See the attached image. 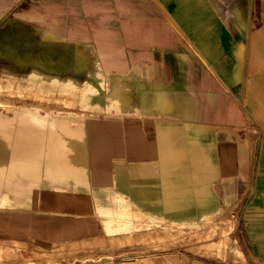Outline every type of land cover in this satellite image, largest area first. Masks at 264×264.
I'll return each mask as SVG.
<instances>
[{
  "label": "crops",
  "instance_id": "crops-1",
  "mask_svg": "<svg viewBox=\"0 0 264 264\" xmlns=\"http://www.w3.org/2000/svg\"><path fill=\"white\" fill-rule=\"evenodd\" d=\"M67 70L98 81L103 110L44 134L22 122L42 143L21 150L0 127L1 245L89 264H264V0H0V78ZM20 151L55 155L23 195L9 189ZM224 212L243 260L170 248L176 224Z\"/></svg>",
  "mask_w": 264,
  "mask_h": 264
},
{
  "label": "rangeland",
  "instance_id": "rangeland-1",
  "mask_svg": "<svg viewBox=\"0 0 264 264\" xmlns=\"http://www.w3.org/2000/svg\"><path fill=\"white\" fill-rule=\"evenodd\" d=\"M76 55L83 57L82 53ZM58 74L60 78L57 79L43 77V75L42 78L22 75L16 79L15 85L6 77L0 78V117L11 120L17 118L29 127H36L37 122H43L44 126H41L43 129L40 130L44 134L49 130L56 132L62 123L70 128L78 126L83 122L81 117L89 109L96 112L103 110L102 90L99 89L98 81H96V91L94 92V90L89 91L86 88V73L78 74L67 70ZM94 94L96 102L89 104L88 96ZM0 133L4 132L1 130ZM58 133L64 134L61 138L69 137L68 133L62 132L61 129ZM44 138L48 137L44 136ZM58 169L66 170L59 167ZM15 175L16 184L11 187L14 188L15 194L23 195L25 189H35L39 186L34 182V179L29 182L28 178L24 179L25 176L17 171ZM2 207H9V203L4 202ZM70 211L77 214L91 213L85 207H77ZM235 222V217L224 212L202 223L176 224L171 228L174 237H172L170 248H175L177 256L184 257L186 255V258L192 256L193 258L215 261L234 255L238 261L243 260L236 253L237 245L232 239ZM164 249L167 252L168 246H165ZM61 253L56 250L40 251L35 246L24 249L20 246L7 247L0 244V264H89L94 260L93 258L90 260L79 259L78 256L72 255L62 258ZM58 258L59 260H56ZM177 261H179L178 258Z\"/></svg>",
  "mask_w": 264,
  "mask_h": 264
},
{
  "label": "bare ground",
  "instance_id": "bare-ground-1",
  "mask_svg": "<svg viewBox=\"0 0 264 264\" xmlns=\"http://www.w3.org/2000/svg\"><path fill=\"white\" fill-rule=\"evenodd\" d=\"M56 39V38H55ZM9 45V44H7ZM10 48V47H9ZM5 50V49H4ZM9 50V49H8ZM8 50L3 53H6L8 52ZM12 52V51H11ZM10 53V52H8ZM54 54V53H53ZM75 54V53H74ZM19 56V55H18ZM75 57V60L82 63V57L79 55H74ZM5 57V56H4ZM23 59V58H22ZM48 59V58H47ZM46 59V60H47ZM53 59V57H52ZM55 59V58H54ZM8 61V59H7ZM11 61V60H10ZM14 61V60H13ZM11 61V62H13ZM17 61V60H16ZM52 61V60H51ZM9 62V61H8ZM40 62V61H39ZM19 65V64H18ZM20 66V65H19ZM52 66V65H51ZM83 67V66H82ZM52 68V67H51ZM54 69V68H53ZM52 69V70H53ZM83 69V68H82ZM79 71V70H78ZM81 71V70H80ZM53 72V71H52ZM59 72V71H58ZM88 87V86H87ZM86 87V88H87ZM85 88V87H84ZM7 94V93H6ZM109 98V97H108ZM113 99V98H112ZM61 110V109H60ZM15 118V117H14ZM39 124V126H44V123L43 122H37ZM64 125L67 127V125L64 123ZM0 127H4V129H6L8 132H11V131H15L16 132V143L17 145H19L20 147V150L23 148V146H25L28 142L29 143H37L39 141H35L37 140L39 137L37 136L38 135V132H36V130L32 129V128H29L27 126H25L22 122H20V120H13V121H8V120H3V119H0ZM49 131H52V130H49ZM218 131V130H217ZM256 131V130H255ZM14 132V134H15ZM247 132V131H246ZM247 135V134H245ZM249 136V135H248ZM14 139V138H13ZM13 141V140H12ZM39 143H42V141H40ZM51 143V142H49ZM264 143V142H263ZM18 147V146H17ZM50 149V148H48ZM51 150V149H50ZM51 152V151H50ZM263 154V153H262ZM45 155V154H44ZM50 156H40V155H35L33 157H28L26 156L22 151L20 152H17L15 154V157L13 159V161L10 163V165H12V168H14L15 172H19L21 175H25V174H29V175H37L41 172V167H42V164H43V160L44 159H55V155L54 153H49ZM261 155V154H260ZM104 160V159H102ZM261 160V159H260ZM8 161V160H7ZM7 161H3L2 159L0 160V176L3 175V171H4V168L5 166L7 165ZM9 165V166H10ZM9 169V168H7ZM11 169V168H10ZM45 172H47L48 174H52L54 176H61L62 175V179H64L63 175L65 176V174H63L65 171L67 172L66 175H69V177L71 176V171L70 169H66L65 171L64 170H59L58 168L56 167H46L45 168ZM104 170V169H103ZM263 173V172H262ZM41 174V173H40ZM7 176V175H6ZM46 176V175H45ZM44 176V177H45ZM48 176V175H47ZM46 176V178H47ZM75 176V175H73ZM245 176V175H243ZM36 177V176H35ZM51 178V176H48ZM4 178V177H3ZM39 178V177H38ZM61 178V177H60ZM44 179V178H43ZM49 179V178H48ZM2 180V179H1ZM4 180V179H3ZM58 180V179H57ZM58 181H62V180H58ZM2 183V182H1ZM63 183V182H62ZM65 183V182H64ZM6 184V183H5ZM10 184V183H9ZM30 184V183H29ZM61 184V183H60ZM59 184V185H60ZM67 184V183H66ZM75 184V183H74ZM27 185V184H26ZM104 185V184H103ZM25 186V185H24ZM30 186V185H29ZM69 186V185H68ZM81 186H85L86 185H81ZM7 185L4 187L6 188ZM10 187V185H9ZM12 187V186H11ZM49 187V186H48ZM75 187V186H74ZM77 187V186H76ZM80 187V186H79ZM108 187V186H107ZM23 188V187H22ZM21 188V189H22ZM35 188V187H33ZM45 188V187H44ZM47 188V187H46ZM106 188V187H105ZM9 189H12V188H9ZM102 189V188H101ZM16 190V189H15ZM23 190V189H22ZM89 190V189H88ZM104 190V188H103ZM106 190V189H105ZM104 190V191H105ZM112 190V189H111ZM110 190V191H111ZM21 191V190H20ZM108 191V190H107ZM106 192V191H105ZM54 207V206H52ZM223 217V216H222ZM183 220V219H182ZM224 221V220H223ZM220 222V221H219ZM218 223V222H217ZM222 223V222H221ZM221 226V225H220ZM219 226V227H220ZM218 227V228H219ZM217 229V227H216ZM236 253L243 258V254L241 253V251L236 248ZM237 256V255H236Z\"/></svg>",
  "mask_w": 264,
  "mask_h": 264
}]
</instances>
